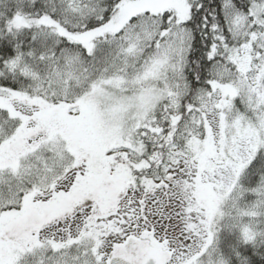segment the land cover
I'll list each match as a JSON object with an SVG mask.
<instances>
[{"label": "snow or ice", "instance_id": "1", "mask_svg": "<svg viewBox=\"0 0 264 264\" xmlns=\"http://www.w3.org/2000/svg\"><path fill=\"white\" fill-rule=\"evenodd\" d=\"M0 264H264V0H0Z\"/></svg>", "mask_w": 264, "mask_h": 264}]
</instances>
